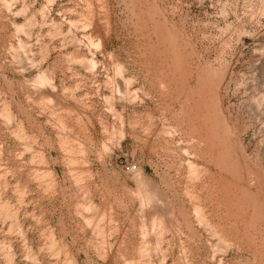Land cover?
<instances>
[{"label":"rangeland","instance_id":"obj_1","mask_svg":"<svg viewBox=\"0 0 264 264\" xmlns=\"http://www.w3.org/2000/svg\"><path fill=\"white\" fill-rule=\"evenodd\" d=\"M6 1L0 264H264V0Z\"/></svg>","mask_w":264,"mask_h":264},{"label":"bare ground","instance_id":"obj_2","mask_svg":"<svg viewBox=\"0 0 264 264\" xmlns=\"http://www.w3.org/2000/svg\"><path fill=\"white\" fill-rule=\"evenodd\" d=\"M14 0H12V2H13ZM16 1V0H15ZM2 2V3H1ZM1 4L2 5H5V6H9V4H11V3H9L8 4V2L6 1V0H1ZM8 8H10V7H8ZM12 8V7H11ZM24 8V7H23ZM9 11H10V9H9ZM23 11H25L26 12V10H23ZM23 11H21V12H23ZM21 12H18V14L19 13H21ZM24 13V12H23ZM27 13V12H26ZM29 20V19H28ZM26 23L28 24V21H26ZM29 24H30V22H29ZM24 27H26V26H21L20 25V27H18L19 28V30H20V32H22V31H24ZM18 30V31H19ZM23 33V32H22ZM27 34H29V33H27ZM20 47L21 48H24L25 46H24V44L23 43H20ZM36 78V77H35ZM35 82V84H46V83H48L49 82V78H48V76H47V73H45V72H42L41 71V73L37 76V78H36V80L34 81ZM117 88V87H116ZM118 89V88H117ZM119 91V90H118ZM117 91V92H118ZM121 92V91H120ZM119 92V93H120ZM7 115V114H6ZM9 117V116H8ZM7 117V118H8ZM10 119V118H9ZM21 134H23V133H21ZM24 136V135H23ZM189 168L191 169H189V171H193L192 173H193V175H192V177L193 176H195L196 175V173H197V169H196V166H195V164H193V163H189ZM190 172V173H191ZM75 184L76 185H79V180L78 179H75ZM140 184V183H139ZM78 188H79V186H78ZM155 188V187H154ZM153 189V188H152ZM157 190V189H156ZM156 191H155V189H153V191H151L144 183H141L140 185H139V190L137 191V193H136V200L138 199L142 204H145V205H147V207L150 205L151 206V204H152V206H153V202H156V200H158V197L156 198ZM160 194H161V192H160ZM189 196H190V194H188ZM193 195H191V197H192ZM160 197V196H159ZM190 197V198H191ZM193 199H194V197H193ZM192 199V200H193ZM191 200V199H190ZM161 201V200H160ZM195 201V200H194ZM85 202H86V204H85ZM83 204H85V205H83L82 206V204H81V206L83 207V209H85V210H83V211H88V212H91L92 210L94 211V208H93V206H92V204H90V203H87L88 201H85ZM158 202V201H157ZM139 203V202H138ZM161 203V202H160ZM196 203V202H195ZM144 205V206H145ZM81 207V208H82ZM193 207H195V206H193ZM197 207H198V205H197ZM141 208H145V207H141ZM196 208V207H195ZM200 208V207H199ZM144 210V209H143ZM142 210V211H143ZM155 210V209H154ZM195 210V209H194ZM196 210H197V208H196ZM92 211V212H93ZM149 211V210H148ZM197 211H199V210H197ZM196 211V212H197ZM201 211V210H200ZM198 213V212H197ZM142 215V214H141ZM195 215H196V213H195ZM99 217V216H98ZM199 217H200V214H199ZM199 217H198V214H197V218L199 219ZM95 218V217H94ZM94 218H88L87 217V219H86V221H85V224H86V226L87 227H89V228H91V227H93V230H94V228H96L95 227V225H97V222H96V219H94ZM161 218V217H160ZM162 219V218H161ZM161 219H159V218H155V219H153L154 221H152L153 222V224H152V229H154L157 225H160V226H157V228H159L160 230H162L163 228H161V225H162V227H164V230H165V226H163V223H161L162 221H161ZM200 219H201V217H200ZM199 219V220H200ZM98 220V219H97ZM168 221V220H167ZM99 222V221H98ZM171 226V225H170ZM98 227V226H97ZM143 227V226H142ZM143 230L145 229V228H142ZM151 229V228H150ZM155 230H157V229H154V231L152 232V233H154L155 232ZM163 230V231H164ZM95 231H98V229L96 228L95 229ZM159 231V230H158ZM144 232V231H143ZM142 232V233H143ZM159 232H161V231H159ZM149 233V232H148ZM162 233V232H161ZM161 233H160V235H161ZM159 234V233H158ZM154 235V234H153ZM146 236V237H145ZM144 237L145 238H147L148 236H147V234L145 235ZM156 239V238H155ZM157 241H159V239L157 238ZM158 243H156V244H154V245H156V246H159V245H157ZM154 247V246H153ZM145 250H147L146 249V247L144 248ZM150 249V248H149ZM148 249V250H149ZM156 249V248H155ZM158 249V248H157ZM159 250V249H158ZM156 251V250H155ZM144 252V251H143ZM143 252H141V253H143ZM146 253V252H145ZM73 260V259H72ZM71 260V258L69 257V259H68V261H67V263L68 264H73V261Z\"/></svg>","mask_w":264,"mask_h":264}]
</instances>
